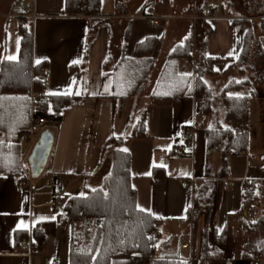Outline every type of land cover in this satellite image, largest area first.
<instances>
[{"label":"crops","instance_id":"1","mask_svg":"<svg viewBox=\"0 0 264 264\" xmlns=\"http://www.w3.org/2000/svg\"><path fill=\"white\" fill-rule=\"evenodd\" d=\"M149 1L133 10L127 0H99L96 15L67 14L64 0H9L5 6L2 4L7 1L0 2V61L17 58V26L20 17H25L19 15L24 7L33 14L27 18L32 23V62H43L44 66L41 87L48 96L72 94L77 98L64 107L58 122L45 120L53 128L51 132L45 130L51 143L45 165L36 176L30 173L28 157L43 131L32 136L33 125L28 122L32 121V103L28 97L11 96L4 100L0 115L5 109L8 120L0 122V264H68L69 224L62 217L63 205L69 196L80 195L85 189H102L105 185L110 164L109 149L103 152V146L111 137L123 138L120 147L129 154V182L135 191L136 207L158 218L159 224L152 230L156 233L154 244H148L153 246L152 256L111 257L109 264H151L153 259L198 264L203 235L207 244L219 246L225 239L229 216L237 233L246 230L255 234L250 251L227 256L229 264H242L247 259L251 264L256 261L251 254L254 245L264 238V232L243 228L239 217L253 221L256 213L264 209L261 199L264 150L253 161L254 155L246 149L251 134L258 136L264 131V120L257 113L259 107L255 106L254 114L251 113V101L261 99L260 94L247 101L246 145L239 153L226 156L227 175L223 186L212 196L209 214L205 216L201 206L195 204L194 191L203 179H212L204 177L205 161L211 175L220 164L218 152L205 158V128L209 118L200 112V99L193 92L192 78L193 67L201 55L210 60L213 70V74L204 73L201 77L211 94L217 95L231 80L213 93L203 80L205 75L235 70L239 76L236 68L228 67L241 48L245 27L231 21L248 18L252 26V21L258 24V19L229 13L222 0H205L201 12L188 17L194 27L197 20L203 26L199 46V42L190 41L191 64L168 61L167 55L176 44L159 68L151 91L162 82L169 99L161 105L152 103L148 98L151 91L144 94L143 89L158 56L163 25L169 20V1L167 4L164 0ZM209 1L214 3L210 6ZM146 6H151L158 16L155 24L141 17ZM205 9L209 10L208 14L204 13ZM121 23L125 27L119 32L121 40L115 44L112 60L111 27ZM148 36L159 40V44L139 92L122 101L113 98L112 74L118 61L123 56L131 58L134 45ZM253 36L258 38L261 32L257 35L253 32ZM161 74L163 79L159 80ZM231 94L245 95L248 89ZM132 110L137 112L135 122L143 113V135L139 137L129 136L135 124H128ZM184 126L192 129L189 139L180 136ZM22 134L25 139L19 138ZM104 153H107L106 167L102 166ZM182 181L189 184L182 186ZM250 181L255 185L257 199L252 209L246 210L242 207L241 191ZM211 218L213 224L209 227ZM45 221H53V232L45 233L41 239L32 237L33 226ZM209 228L212 241L208 237ZM15 231L23 234L15 239ZM217 237L219 243H216ZM25 238L36 244L35 253H28L27 246H22L20 241ZM160 239L164 241L159 246ZM240 242L236 239V243ZM217 258V254L210 253L208 261L215 262ZM261 258L262 261H256L258 264H264V256Z\"/></svg>","mask_w":264,"mask_h":264},{"label":"trees","instance_id":"2","mask_svg":"<svg viewBox=\"0 0 264 264\" xmlns=\"http://www.w3.org/2000/svg\"><path fill=\"white\" fill-rule=\"evenodd\" d=\"M229 6L232 5L228 0ZM99 0H64V10L67 14L83 13L85 15L98 14ZM257 15L258 28L264 39V9L261 13L248 12ZM247 15V16H248ZM17 26L19 33L18 55L15 60L0 61V113L4 100L16 96L27 98L30 90L41 87L38 75L44 70L43 62H32V23L27 17H20ZM231 22L242 23L245 27L243 41L234 61L228 68H236L240 80L227 82L217 95L211 94L201 77L204 73L213 74L210 60L203 55L193 67V92L200 99V112L209 118L205 128V158L218 152L219 169L210 174L209 165L203 166L204 177L194 191V200L201 206L205 216L210 211L212 196L223 186V179L227 175L226 156L242 151L246 145L245 122L247 120V101L249 98L259 97L257 90L246 76V66L250 58L259 56L252 53L254 42L250 19H235ZM87 40V37L85 41ZM159 40L152 36L145 37L133 47L132 57L120 58L113 71V98L121 101L135 96L145 75L152 68L153 58L158 50ZM86 45V43H85ZM254 52V51H253ZM264 59V52L260 54ZM168 61H182L191 64V43L189 40L176 45L167 55ZM165 66L164 68H166ZM163 68V69H164ZM261 76L264 79V69ZM166 70H163L165 73ZM160 75L159 80L163 79ZM262 81L259 82V84ZM249 86L248 94H231L239 92ZM149 100L156 104H166L169 96L162 82L150 92ZM77 100L72 94L49 95L41 101L32 104L31 120L44 119L58 122L64 107ZM0 115V122L5 119ZM223 122L226 124L223 125ZM143 113L132 126L129 136L143 135ZM123 138L111 137L103 146V152L111 149L109 172L106 178V189H85L80 195L69 196L62 208V217L69 224L68 264H109L111 257H128L137 255L150 257L153 246L148 245L147 234L157 229L159 219L146 211H140L135 205V191L130 186L129 154L121 149ZM21 173V170H17ZM154 173V172H153ZM256 188L252 181L244 185L241 191V201L246 210L256 204ZM81 222V223H80ZM241 226L248 230L264 232V209L256 213L253 221L239 217ZM80 223V230L77 224ZM53 221L35 224L31 229L32 237L41 239L45 233H52ZM86 234V236L84 235ZM23 232L15 231V239ZM216 243H219L218 237ZM252 256H264V238L258 245H254ZM201 259L206 263L210 251L206 238L201 239ZM151 264H186L175 259H153Z\"/></svg>","mask_w":264,"mask_h":264},{"label":"rangeland","instance_id":"3","mask_svg":"<svg viewBox=\"0 0 264 264\" xmlns=\"http://www.w3.org/2000/svg\"><path fill=\"white\" fill-rule=\"evenodd\" d=\"M7 1V3L3 2V6L7 5L9 3V0H0V2ZM117 0H113V2H116ZM129 6L133 10H137L138 7L141 5H144L149 0H127ZM169 1V20H165V24L163 25V38L161 39V43L159 46L158 56L155 59L154 68L150 72L147 83L144 86L143 93H148L151 91L154 85L155 78L157 77L158 71L160 66L165 61L166 54L176 45L181 44L186 40L195 42H199L198 46L200 44V41L202 39L203 33H202V22L201 21H195V27L192 25V21L188 19L193 14H198L201 12L202 5H204L205 0H164L165 4ZM155 3V0H153ZM232 2V8L229 6L228 0H222V4L224 5L225 9H228L227 11L229 13L236 12L240 15H248V12H258L261 13L264 9V0H231ZM123 3L127 4L123 1ZM210 6L214 3L213 1L207 2ZM207 4V5H208ZM210 6H206V8H209ZM230 7V9H229ZM248 16H251L252 18H256L257 15L250 14ZM114 21V20H113ZM122 25V26H121ZM121 25L115 24L114 27H111V35H110V52L112 51L111 59L113 60V49L115 48V44H117V41L121 40L120 31L121 29L125 27V23H121ZM200 27L199 30L197 28ZM161 29V28H160ZM252 29L253 32H255V35L258 34L259 28L258 24L255 20L252 21ZM116 42V43H115ZM254 51V52H253ZM264 52V39L263 36H259L258 38H254L253 46H252V53L258 54V58H250L248 60V64L246 66V77L249 78L252 82V85L254 88L257 89L258 95L260 94L261 99H253L251 101V113L254 114V108L255 106L259 107V111L257 112L259 114V118L264 120V79L260 77L262 70L264 69V59L260 57V54ZM196 63V62H195ZM186 73L191 74L189 70H185ZM240 76V74H239ZM239 76L235 70H229L225 73H220L214 76H207L205 75L203 77L204 82L211 88L213 93H217L220 88L229 80H238ZM263 76V75H261ZM242 77V76H240ZM262 81L260 84L259 82ZM248 89H250L249 86L244 87L241 91L246 92ZM3 116H5L6 112L5 109H3ZM252 114V115H253ZM137 117L136 110H132L128 117V124L131 126ZM5 119L8 120V118L5 116ZM3 119V121L5 120ZM39 121V122H38ZM30 125L32 124V136L36 135L38 131H45L48 130V132H51L53 130L52 126H49V122L43 120V119H37L36 121H28ZM9 125V123H8ZM10 127V125H9ZM52 129V130H51ZM31 135H28L30 137ZM38 139V136H37ZM247 151L251 155H254V160L258 159V154L264 150V131L261 132L258 136H254L253 133L250 136L249 144L247 146ZM246 151V152H247ZM102 166L106 167L105 164H110V156H111V149L108 150V154L104 153ZM109 155V160L107 163H104L107 159V155ZM103 186V185H102ZM103 190L106 189V183L102 187ZM232 217L229 216L227 219V233L225 234L224 241L214 248L213 243L208 244V250L211 254H217L218 258L215 262H212L211 260L206 263L208 264H229V261L227 259V256L234 255L235 253L241 254V253H247L250 251L251 247V241L254 239L255 234H251V232L243 230L241 232H236L235 226L232 225ZM81 223V222H80ZM80 223L77 224V228L80 230ZM230 223V224H229ZM213 224L212 218L209 221V227H211ZM234 228V229H233ZM239 230V229H238ZM233 231V232H232ZM61 235V234H60ZM86 236V234L84 233ZM208 237L212 241L210 237V228ZM236 239H240V243H236ZM164 240L160 239L158 245L160 246L163 243ZM238 246H236V244ZM198 264H202L204 261L200 258ZM236 260V259H235ZM233 260L232 263L235 262ZM240 260V259H237ZM254 260L256 261H262V258L258 256H254ZM205 263V264H206ZM242 264H251V260L247 259L241 262ZM260 264V263H259Z\"/></svg>","mask_w":264,"mask_h":264},{"label":"built area","instance_id":"4","mask_svg":"<svg viewBox=\"0 0 264 264\" xmlns=\"http://www.w3.org/2000/svg\"><path fill=\"white\" fill-rule=\"evenodd\" d=\"M205 14L209 13L208 9H205L204 11ZM19 15L21 16H25L28 18H31L33 16V14L29 13L28 10L26 8H21ZM141 17L146 20L149 24H155L157 22V18L158 16L155 14L153 8L151 6H146L144 12L142 13ZM38 79L41 80L43 79V73L41 72L38 76ZM48 96L47 91L45 90V88L40 87L39 90L35 91V90H30L29 94H28V99L29 101L33 104L37 101H41L44 98H46ZM39 122V121H38ZM29 132H31V129L29 130ZM181 138L184 139H189L192 136V129L188 126H184L181 128V133H180ZM20 139H25L24 134L19 136ZM250 156H248L249 158ZM182 186H187L189 183L187 181H182ZM22 187L19 186V190H21ZM261 199L264 202V193L261 195ZM242 207H244V205H242ZM155 238H156V233L155 231H151L148 235H147V240H148V244L149 245H153L155 242ZM20 243L22 244V246H27V252L28 253H35L37 251V246L36 244L30 240V238H25L22 239L20 241ZM253 264H258V262L254 261Z\"/></svg>","mask_w":264,"mask_h":264},{"label":"water","instance_id":"5","mask_svg":"<svg viewBox=\"0 0 264 264\" xmlns=\"http://www.w3.org/2000/svg\"><path fill=\"white\" fill-rule=\"evenodd\" d=\"M50 143L51 137L49 133L47 131H43L39 135L38 141L33 146L28 157V167L32 175H38L43 169L50 148Z\"/></svg>","mask_w":264,"mask_h":264},{"label":"snow or ice","instance_id":"6","mask_svg":"<svg viewBox=\"0 0 264 264\" xmlns=\"http://www.w3.org/2000/svg\"><path fill=\"white\" fill-rule=\"evenodd\" d=\"M9 59H15V57H9ZM38 63H39V61H38ZM78 94V93H77ZM124 151H127L126 149H124ZM140 211H145V209H143V208H140Z\"/></svg>","mask_w":264,"mask_h":264}]
</instances>
